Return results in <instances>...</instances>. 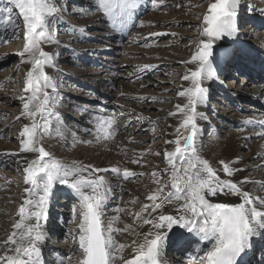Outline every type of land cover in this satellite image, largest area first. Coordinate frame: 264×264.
<instances>
[{
    "label": "rangeland",
    "instance_id": "rangeland-1",
    "mask_svg": "<svg viewBox=\"0 0 264 264\" xmlns=\"http://www.w3.org/2000/svg\"><path fill=\"white\" fill-rule=\"evenodd\" d=\"M50 2L56 8L54 15L49 18V34L54 42L42 43L41 48L52 57L50 65L46 64L44 71L53 86L43 89L48 93L49 102L43 113L44 119L36 117L40 125L37 129L36 146H42L50 154L43 162L58 161L64 157L68 161L66 164L72 167L74 158L68 159L66 156L69 146L79 151L85 147L90 150L96 148L100 143L98 120L103 118L115 120L114 129H119L120 144V141H126L128 145H135L136 148H143L144 145L153 147L151 157H137L138 161L141 159L140 163L135 164L134 175L127 179L123 177L122 172L117 175L108 170L95 174V179H103V189L110 195L101 214V223L106 217L114 219L122 215L121 218L127 222L126 226L131 223L142 226V221L135 218V213L141 210L142 205L152 204V201L147 200V196L159 187L154 180L158 179L161 185H168L161 196L174 191L171 188L172 176L164 169L169 161L166 153L175 152L177 139L183 148V137L189 134L190 126L189 130H186L182 124L190 109L185 108L184 112H181L176 106L183 107L188 103V98L183 96L180 100L178 93L193 87L191 80H184L183 77L190 75L192 69L196 70L199 66L198 61L184 62L191 60L192 56L198 53L201 40L207 39L201 35L205 26L203 17L208 14L209 5L215 0H156V3L153 0H141V5L135 8L137 13L131 24L129 22L128 28L120 31L123 32L120 34L121 39L118 33H114L117 32L114 31L116 29H110L107 23L109 20L89 28L94 15L102 11L98 2ZM8 7L11 5L7 0H0V242L8 236L10 226L16 223L15 216L21 207V195L26 184L24 169L39 157L36 152L25 157L24 161L20 159V152H24L21 150L22 142L27 140V136H22L21 133L26 126L31 127L33 123L30 117L21 115L23 103L31 95L30 92H25L24 88L26 73L33 65L21 63L22 59H27L18 55L23 51L25 44V29L18 10L14 9L9 14L6 11ZM9 19L12 23L6 24L5 21ZM119 19L122 20V17ZM236 23L237 32L232 38L224 37L214 42V78L209 83H206L207 79L202 80V87L208 90V102L202 112V121L198 119L200 104L196 105L197 152L174 158L178 169L187 166V158L194 155L208 162L216 159L217 155L213 152L207 155L203 152L208 151L212 145L223 149V140L228 138L231 132H251L253 129L245 127V122L251 121L261 125V121H264V109L253 105L255 98L252 94L256 87L261 85L264 88V0H241ZM16 24H19L18 30L15 29ZM4 25L6 27L3 29ZM243 26L245 28H242ZM10 27L14 30L12 35H4L3 30ZM81 28L84 29L83 32L79 31ZM225 39L236 45L227 44ZM16 43L21 45V50H16ZM133 52L139 54H132ZM226 55V63L220 66ZM250 58L251 60H248ZM146 65L151 67H145ZM253 69L256 72L261 70L262 75L254 78L258 81L248 84L247 76ZM40 97L42 100V93ZM38 103L39 101H34L30 110ZM170 113L175 114L172 117ZM57 127L62 129L59 135L56 132ZM259 139L248 137L236 152L240 159L239 165L245 172L242 180L256 182L247 183L246 191L253 196L264 197V152L257 153L259 148L254 143ZM258 146L260 147L259 144ZM102 152L103 156L112 155L109 149ZM132 154L123 155L122 158H131ZM227 157L221 158V161L228 163L232 168L234 161L226 159ZM96 158L97 156L88 164L90 168H93ZM180 161L185 162L182 164ZM141 162L145 166H142ZM79 163L81 161H78ZM213 165L221 180L231 181L233 175L225 174L220 162ZM153 172L158 175L154 177ZM232 182L241 186L240 182ZM50 200L47 214L48 220L50 216L52 218V226L47 220L45 227L49 225L51 237L46 240L49 247L43 253L41 264H59L56 261L58 256L51 253V246L57 249L66 247L70 253L68 256L61 254V261L78 264L75 235L78 234L77 226L80 221L79 200L62 189L52 191ZM131 205L133 212L130 214L126 209ZM74 208L77 209L75 216ZM149 211L143 213L145 218ZM4 217L7 218L5 221L2 220ZM55 231L60 233L54 236L51 233ZM130 235L134 236L133 233L127 234ZM261 237L264 239L263 235ZM176 239L171 244V263L201 264L203 253L209 247L201 244L200 251H197L185 241L200 243V239L192 236L186 239L179 236ZM115 241L117 244H123L129 243L130 240L122 241L117 236ZM254 246L256 245L253 244ZM4 248L0 247V256ZM257 248L249 250L251 254H256L254 259L264 251ZM123 260L116 259L114 264H121Z\"/></svg>",
    "mask_w": 264,
    "mask_h": 264
},
{
    "label": "snow or ice",
    "instance_id": "snow-or-ice-1",
    "mask_svg": "<svg viewBox=\"0 0 264 264\" xmlns=\"http://www.w3.org/2000/svg\"><path fill=\"white\" fill-rule=\"evenodd\" d=\"M11 5L6 11L11 14L17 9L22 17L25 29V44L23 51L18 55L22 58L21 63H31L33 67L26 73L25 92L31 95L23 103V113L33 121L31 127H25L21 133L26 135V142H22V151L38 152L39 157L29 164L25 169L26 184L33 185L31 194L38 199H27L19 209L20 220L13 225L14 230L7 240L0 242V247H5L4 256H0V264H41V248L39 247L46 238L41 221H46L48 205L52 195V188L55 183L66 184L80 198L79 211V248L82 250V259L78 264H114L116 259L123 260V249L125 244H117L112 233L128 231L131 226L116 228L109 224L107 229L101 226V214L103 204L106 200L107 190L102 191L105 182L101 178L85 179L81 175L82 168H66L59 161L51 160L43 162L50 154L38 144L37 129L40 127L36 117L44 119L43 113L48 106V93L43 91L52 87L50 77L44 71L46 64L50 65L51 55L43 51L42 43L54 42L49 34L50 20L56 11L50 0H7ZM98 7L104 15L109 18L124 17L136 8V0H97ZM156 3V0H153ZM162 2V0H161ZM241 0H215L208 7V14L203 17L204 28L202 36L207 37L201 40L199 51L193 55L191 60L184 63L199 62L195 71L190 75L186 74L183 79L191 80L193 87L187 88L178 93L180 96L188 98V103L177 109L184 112L185 108L190 111L186 113L182 127L189 130V134L183 137L185 140L183 148L180 140L175 141L177 147L175 152L166 153V158L172 166L171 188L174 191L161 196L164 188L168 185H161L160 181L154 180L159 187L150 195L147 200L152 204H144L141 210L135 213V218L143 224H150L155 231H149L144 235L143 242L133 241L136 245V255L133 259L124 260V264H164L161 253L168 239V234L172 232L174 226L186 229L189 233L200 236L201 240H214V243L203 253L201 264H237L242 253H246L253 246V238L264 235V197L253 196L247 191H243L237 183L223 181L216 174L207 160L198 156L187 158V167L181 169L175 167L174 158L186 153L195 154V138L198 133L196 124V105L208 102V90L202 87V80L214 78L212 67V57L214 42L224 37L232 38L237 32V15ZM11 24V19L5 21ZM143 26V25H141ZM19 24L15 25L18 30ZM83 32L84 29H79ZM39 53L37 56L36 53ZM145 67H151L146 65ZM43 81V84H41ZM43 99L41 100L40 94ZM34 101H39L34 109L30 110V105ZM175 113H170L174 115ZM201 118L203 114H200ZM19 118V117H18ZM251 121H249L250 123ZM115 120H98L99 132H102L103 139L108 140L114 137ZM264 124V121H261ZM46 130V129H45ZM112 130V131H110ZM179 131V129H177ZM42 135V134H41ZM264 135V133H262ZM99 138V137H98ZM171 143V141H170ZM133 163H138L133 160ZM182 164L185 161H180ZM238 162V161H235ZM223 165V172L229 176L234 171L228 163L220 162ZM87 167V166H85ZM107 171L104 169H92V172ZM119 175L121 170L112 169ZM43 174V175H41ZM123 177L134 175L129 170H123ZM155 177L158 174L153 172ZM256 183L247 179L240 181L244 183ZM264 187V185H262ZM90 189V191H86ZM223 195H236L242 199L238 205L228 203H212L207 197ZM183 200L184 203L177 207V214H165L160 211L156 216L145 218L143 213L151 209L152 212L162 210L165 204H172L175 201ZM136 203V201H133ZM25 205L31 206L27 209ZM118 211H121L118 209ZM77 209H73L74 216ZM31 221V223H26ZM119 222V217L114 218V222ZM22 230V231H21ZM107 231V236L105 235ZM151 237V239H149ZM200 251V249H197Z\"/></svg>",
    "mask_w": 264,
    "mask_h": 264
},
{
    "label": "bare ground",
    "instance_id": "bare-ground-1",
    "mask_svg": "<svg viewBox=\"0 0 264 264\" xmlns=\"http://www.w3.org/2000/svg\"><path fill=\"white\" fill-rule=\"evenodd\" d=\"M91 1V3L92 4H96L97 3V1L96 0H90ZM136 5L137 6H140L141 5V0L139 1V0H136ZM173 5V4H172ZM98 8V7H97ZM138 9V8H137ZM137 12H136V9H135V11H131V13L130 14H126L123 18H122V20H118V18L116 17V18H109V17H106L105 15H104V13H103V11H100V13L99 14H97V15H94V18H93V20H92V23H91V25L89 26V28L90 29H92V27L93 26H95V27H97V25L99 24H101V23H104V22H106L107 20H109L107 23L109 24V26L110 27H113L114 26V24L115 23H118L121 27L120 28H118V36H120L119 38L121 39L122 37H121V33H123V32H120L121 30H123L124 28H128V23L130 22V24H131V21H132V18L134 17V15L136 14ZM151 18V17H150ZM155 20V19H154ZM133 21H135V20H133ZM51 22V21H50ZM157 22V21H156ZM133 24V23H132ZM136 26V25H135ZM6 27V25H4L3 26V29ZM133 27V26H132ZM263 27V26H262ZM242 28H245L244 26L242 27ZM247 30H249L250 31V29H247ZM13 29H11V27L10 28H8V29H5V30H3V34L4 35H7V36H9V35H12V33H13ZM120 32V33H119ZM242 33V32H241ZM243 34V33H242ZM114 38L115 39H119L117 36H114ZM226 41H228L227 39H225ZM136 41H137V39H136ZM233 44V45H236V43H233V42H230V41H228V43L227 44ZM17 44V43H16ZM15 48H16V50H21V45H19V44H17L16 46H15ZM102 49V48H101ZM104 50V49H103ZM228 52V51H227ZM131 54V53H130ZM132 54H139L138 52H133ZM228 54V53H227ZM3 55V54H2ZM140 56V55H139ZM142 56V55H141ZM153 58H154V55H153ZM252 58H254V57H252ZM158 59V58H157ZM160 59V58H159ZM248 60H251V58L250 59H248ZM24 64H27V63H24ZM219 64V63H218ZM221 66V65H220ZM213 69H214V67H213ZM218 69V68H217ZM224 70V68L222 67L221 68V71H223ZM192 71H195V69H192ZM143 73V72H142ZM251 74H249L248 76H247V81H246V83H250V82H253V81H258V80H256V79H254V78H256V77H258L259 78V76L260 75H262V71L260 70V71H255V69H253V71L252 72H250ZM248 74V73H247ZM113 78V77H112ZM213 79V78H212ZM212 79H207V82L206 83H209V82H211V80ZM206 80V79H205ZM214 81H215V79H214ZM255 91L252 93L253 94V97L255 98V104H253L254 106H260L261 108L263 107V109H264V88H263V86H259V87H256L255 89H254ZM253 91V90H252ZM142 93V92H141ZM245 93H248V92H245ZM179 99L180 100H182L183 99V96H179ZM252 108V107H251ZM204 109H205V104H200V108H199V111L200 112H198V114H199V116H198V119L200 120V121H202V119H201V116H200V114H202V112L204 111ZM23 111H24V109H22V112L21 113H23ZM250 111V113H251V110H249ZM161 113V112H160ZM249 114V113H248ZM22 115V114H21ZM172 117L174 116V115H171ZM244 126L245 127H247V128H252L253 130H251V132H249V133H242V130L241 131H235V132H231V133H229V135H228V138H226V139H224L223 141H225L224 142V145H223V143H222V145H223V149H218V147H217V145L215 146V145H212L209 149H208V151H206V152H203V154H205V155H207V154H209V153H214V155H217V158L216 159H213V160H211L210 162H209V164H210V166L215 170V168H214V163L215 162H221V158H225V157H227L226 159H229V160H233L234 161V165L232 166V168L233 169H241L240 171H234V173H233V176L231 177V181H237V182H240V181H242V178L244 177V169L243 168H241L240 167V165H239V155L237 154V152H236V150L238 151V150H240L239 148V146L243 143V141L245 140V139H247L248 137H253V138H260L259 140H258V142H254L255 143V146H257L259 149H257V153H261V152H264L263 150H264V135H262V133H264V124H261V125H257V124H254V123H249V122H245L244 123ZM62 129H60V127H57L56 128V132L58 133L57 135H59V133H60V131H61ZM119 129H117V128H115L114 129V137L113 138H110V139H108V140H105V139H103V134H102V132H99L98 133V137H99V140H100V143H99V145L96 147V148H94V149H92V150H90V148L88 147H85V148H83L81 151H79V150H77V149H74V147H72V146H69V151L67 152V158L69 159V158H74V162H73V166L72 167H70V166H68L66 163H68V161H66V159L64 158V157H61V159L60 160H58L59 162H60V164L62 165V166H64V167H66V168H82V169H84L83 171H82V173H81V175H83V177L85 178V179H95V174H97V173H99V172H101V171H98V172H92V169H104V170H109V171H111L112 173H114L113 171H112V169H115L116 167L115 166H117V167H119L120 168V170H121V172L123 173V170H125V169H127V170H129L130 172H132V173H134L135 172V164H138V163H133L132 161L133 160H137L138 161V159L140 158V157H145L146 156V159H147V157L149 158V157H151L150 155H151V153H152V148L153 147H144L143 146V148L141 147V148H136L135 147V145H133L134 147H132V145L130 146V145H128L127 144V142L125 141V143H123L124 141H120L121 142V144L119 143V141H118V139L120 138V134H119V131H118ZM110 131H112V130H110ZM145 138V137H144ZM143 138V139H144ZM123 139V138H122ZM131 139V138H130ZM140 141V140H139ZM247 141V140H246ZM88 142V141H87ZM135 142H136V140H135ZM134 142V143H135ZM254 143H253V145H254ZM75 144V143H74ZM130 144V143H129ZM215 144V143H214ZM216 144H218V143H216ZM258 144L260 145V147L258 146ZM70 145V144H69ZM73 145V144H72ZM221 145V146H222ZM152 146V145H151ZM220 146V147H221ZM129 148V149H128ZM155 148V147H154ZM107 150V149H109L110 151H111V153H112V155H106V156H103V152H102V150ZM261 150V151H260ZM132 151V152H131ZM102 152V153H101ZM106 152V151H105ZM108 152V151H107ZM131 152V153H130ZM36 152H20V159L21 160H25V157H28V156H31V155H34ZM133 153V154H132ZM107 154V153H106ZM126 154H132V157L131 158H128V157H123L122 158V156L123 155H126ZM95 156H97V158H96V160L94 161V166H93V168H90V166H88V164H91V162L93 161V159L95 158ZM220 158H219V157ZM254 156V154L252 153V157ZM134 157V158H133ZM137 157H139L138 159H137ZM141 160V159H140ZM139 160V161H140ZM78 161H81V163H79L78 164ZM83 161H85V164H83ZM138 161V162H139ZM149 161V160H148ZM235 161H238V162H235ZM151 162V161H150ZM140 163V162H139ZM142 163V162H141ZM146 163V162H145ZM148 163V162H147ZM262 163V162H261ZM85 166H87V167H85ZM142 166H145V164L143 165V163H142ZM175 167L176 168H178L176 165H175ZM185 167H187L186 165H185ZM118 168V169H119ZM140 168V167H139ZM184 167H180L179 169H181V172H182V169H183ZM143 169V168H142ZM164 169H165V171L168 173V174H170L171 176H172V166H171V164H170V162L169 161H167V165H165V167H164ZM147 170V169H146ZM216 171V174L217 175H219V173H218V171L217 170H215ZM104 172V171H103ZM141 172V171H140ZM251 177H252V175H251ZM250 179V178H249ZM112 180V179H111ZM252 181V180H251ZM119 182V181H118ZM250 183V182H249ZM248 183V184H249ZM241 184V183H240ZM115 185V184H114ZM118 185H116V187H117ZM248 185H247V183H244V184H241V188H242V190L243 191H246L247 189H246V187H247ZM253 187V186H252ZM31 189H33V185H31V184H25V187H24V192L22 193V200H21V206L22 205H24V201L25 200H27V199H33V200H35V199H38V197L37 196H34V195H32L31 194ZM55 189H62L65 193H68V194H70V195H72V196H74L77 200H79V205H80V198L74 193V191L72 190V189H70L66 184H60V183H55L54 185H53V188H52V191H54ZM102 191H104V189L102 188L101 189ZM122 190V189H121ZM86 191H90V189H86ZM119 192V191H118ZM121 192V191H120ZM122 193V192H121ZM120 193V194H121ZM255 194V193H254ZM110 195L109 194H107V196H106V199L109 197ZM207 199L210 201V202H212V203H228V204H230V205H238V204H240V203H242L243 201H242V199L239 197V196H236V195H223V194H218L217 196H209V197H207ZM51 201V200H50ZM105 203H106V200L104 201V204H103V208H104V205H105ZM184 203V201L183 200H180V201H175L174 203H172V204H165V206H164V208L162 209V210H157V212H152V211H149V215H147L146 216V218H148L149 216H152V217H154V216H156L160 211H163L165 214H173V215H175V214H177V207L179 206V205H181V204H183ZM79 205H78V208H79ZM25 207L27 208V209H31V206H28V205H25ZM21 208V207H20ZM80 209V208H79ZM126 209V208H125ZM48 210H49V208H48ZM114 210H115V208H114ZM126 210H128L129 211V213L131 214V211L133 212V208H132V205L131 206H129ZM125 210V211H126ZM5 212V211H4ZM48 212V211H47ZM102 213H103V211H102ZM128 213V214H129ZM4 214V213H3ZM5 215V214H4ZM7 215V214H6ZM121 215V214H120ZM122 216V215H121ZM121 216H118L119 217V222H116V223H113L114 222V219H112L110 216L109 217H106V218H104V222L103 223H101V226H102V228L103 229H107V227H108V225L109 224H113V226L114 227H116V228H121V229H123V228H125V226L127 225L126 223H125V219H123V218H121ZM7 218H3L2 220H6ZM15 219H16V223L20 220V216H19V211H18V213L16 214V216H15ZM48 220V214H47V219H46V221ZM46 221H41V223H42V225H43V230L45 231V233H46V238H45V240H44V242L42 243V244H40L39 245V247L41 248V260H43V253L48 249V243L46 242V240L48 239V238H50L51 236H50V233H49V231H50V229H49V225L47 226V227H45V222ZM49 222V224H51L50 226H52V218H51V216H50V218H49V220H48ZM26 223H31V221H26ZM129 224V223H128ZM133 224V225H132ZM13 225L14 224H12L11 226H10V229H9V232H8V236L10 235V233L14 230V228H13ZM79 225V224H78ZM129 226H131V228L128 230V231H124V232H122V233H115V232H113L112 233V236H113V238H114V240H115V238L117 237V236H119V238L120 239H122V241H125V240H130L129 241V243H123V244H125L126 245V247L124 248V250H123V252H122V255H123V257H124V260H130V259H133L134 257H135V255H136V252H135V248H136V245L135 244H133L132 242L135 240V241H137V242H143V240H144V235L147 233V232H149L150 230L151 231H155L153 228H152V226L150 225V224H143L142 226H136L134 223H131V225H129ZM49 229V230H48ZM62 228H60V230H61ZM59 230V231H60ZM77 230H78V233H79V227L77 226ZM22 231V230H21ZM58 233H60V232H54V233H51V234H53L54 236H56V235H58ZM132 234L133 233V237H131V235L130 236H127V234ZM107 231H105V235L107 236ZM8 236H6L5 237V239L4 240H7V238H8ZM179 236H184V239H186V238H190L191 236L192 237H194V238H198V239H200V243H194V242H188V240L187 241H185V243L186 244H191L192 245V248L193 249H199L200 247H202L201 246V244H205V245H207L209 248L212 246V244L214 243V240H212V239H209V240H201V238H200V236H198V235H196V234H194V233H189V232H187L186 231V229H182V228H179L178 226H174L173 227V230H172V232H170L169 234H168V239H167V241H166V244H165V246H164V248H163V251H162V253H161V259L164 261V264H172L171 263V259H170V256H171V254H172V252H171V249L173 248V247H171L172 245V242L177 238V237H179ZM75 237H76V244H77V252H78V256H77V263L82 259V250L79 248V243H78V239H79V236H78V234L77 235H75ZM182 238V237H181ZM181 238H179V239H181ZM149 239H151V237H149ZM177 240V239H176ZM185 246V245H184ZM256 247H257V245L256 246H252L249 250H251L252 248H254V249H256ZM74 248H76V247H74ZM264 248V247H263ZM51 253H52V255H57L58 257L56 258L57 260V262H59V264H71V263H66L65 261H61V256L63 255V256H68V254L70 253V252H67V250H66V247H65V249H57V247H53V246H51ZM69 251V250H68ZM256 251V250H255ZM5 252H6V248H4V252H3V254H2V256H4L5 255ZM262 252H264V251H262ZM62 254V255H61ZM249 255H250V257H252L251 258V260L252 259H254V255H256V254H251V253H249ZM262 255V254H261ZM264 255V254H263ZM258 257V256H257ZM124 260L122 261V263L121 264H124ZM69 262V261H68Z\"/></svg>",
    "mask_w": 264,
    "mask_h": 264
}]
</instances>
